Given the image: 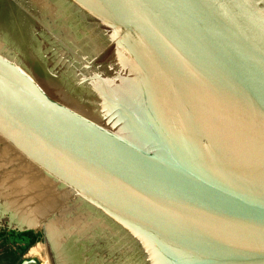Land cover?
I'll return each mask as SVG.
<instances>
[{"label": "water", "instance_id": "water-1", "mask_svg": "<svg viewBox=\"0 0 264 264\" xmlns=\"http://www.w3.org/2000/svg\"><path fill=\"white\" fill-rule=\"evenodd\" d=\"M13 257L264 264V0H0Z\"/></svg>", "mask_w": 264, "mask_h": 264}, {"label": "trees", "instance_id": "trees-1", "mask_svg": "<svg viewBox=\"0 0 264 264\" xmlns=\"http://www.w3.org/2000/svg\"><path fill=\"white\" fill-rule=\"evenodd\" d=\"M35 235H33L32 233H25V234H22V235H20L19 237H18V239H20V240H18V239H13V241H21V242H26L27 244H29V245H31L33 242H34V240H35ZM11 259H13L14 261H15V258L13 257V258H11Z\"/></svg>", "mask_w": 264, "mask_h": 264}, {"label": "flooded vegetation", "instance_id": "flooded-vegetation-1", "mask_svg": "<svg viewBox=\"0 0 264 264\" xmlns=\"http://www.w3.org/2000/svg\"><path fill=\"white\" fill-rule=\"evenodd\" d=\"M13 239H14V238H11V241H13ZM16 239H18V238H16ZM3 240H5V242L9 241V239L7 240V239H4V238H3ZM14 240H15V239H14ZM7 260H8V261H6L5 264H11V263H12V262H11V261H12L11 258H8ZM13 261H14V260H13Z\"/></svg>", "mask_w": 264, "mask_h": 264}, {"label": "bare ground", "instance_id": "bare-ground-1", "mask_svg": "<svg viewBox=\"0 0 264 264\" xmlns=\"http://www.w3.org/2000/svg\"><path fill=\"white\" fill-rule=\"evenodd\" d=\"M45 262H48V259H46V260L44 261V263H45ZM47 264H48V263H47Z\"/></svg>", "mask_w": 264, "mask_h": 264}]
</instances>
